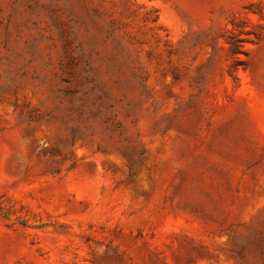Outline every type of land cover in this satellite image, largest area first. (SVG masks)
Wrapping results in <instances>:
<instances>
[{
  "label": "rangeland",
  "instance_id": "1",
  "mask_svg": "<svg viewBox=\"0 0 264 264\" xmlns=\"http://www.w3.org/2000/svg\"><path fill=\"white\" fill-rule=\"evenodd\" d=\"M0 264H264V0H0Z\"/></svg>",
  "mask_w": 264,
  "mask_h": 264
},
{
  "label": "trees",
  "instance_id": "2",
  "mask_svg": "<svg viewBox=\"0 0 264 264\" xmlns=\"http://www.w3.org/2000/svg\"><path fill=\"white\" fill-rule=\"evenodd\" d=\"M232 47V50L236 51L237 50V47H238V42L237 40L233 41V42H230L229 43ZM236 53V52H235Z\"/></svg>",
  "mask_w": 264,
  "mask_h": 264
}]
</instances>
